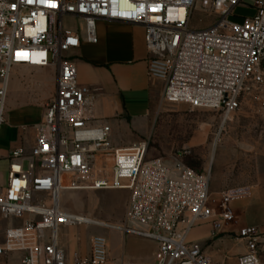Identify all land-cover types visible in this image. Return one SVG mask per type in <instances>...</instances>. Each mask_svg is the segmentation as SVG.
<instances>
[{
  "label": "built area",
  "instance_id": "obj_1",
  "mask_svg": "<svg viewBox=\"0 0 264 264\" xmlns=\"http://www.w3.org/2000/svg\"><path fill=\"white\" fill-rule=\"evenodd\" d=\"M246 4L255 14L231 20ZM196 6L217 21L187 29ZM98 22L143 27L147 76L163 84L165 103L216 111L223 125L250 99L264 117V0H0V126L12 68L51 69L55 87L29 151L18 147L5 158L0 216L21 222L4 230L0 264L12 252L23 253L20 264H68L58 228L83 225L159 244L152 263L126 264H213L198 245L185 242L186 231L207 222L219 233L234 218L231 204L248 198L251 188L226 189L214 200L209 173L147 159L148 141L111 146L110 127L92 117L95 90L78 84L69 56L82 42L97 43ZM83 190L127 191L123 225L61 210V192ZM179 223L185 225L180 234ZM231 234L244 249L236 264H260L257 228ZM108 263L106 240L93 236L88 253H74L69 264Z\"/></svg>",
  "mask_w": 264,
  "mask_h": 264
},
{
  "label": "rangeland",
  "instance_id": "obj_2",
  "mask_svg": "<svg viewBox=\"0 0 264 264\" xmlns=\"http://www.w3.org/2000/svg\"><path fill=\"white\" fill-rule=\"evenodd\" d=\"M254 14L250 4L241 5L235 8L230 19L240 22ZM217 19V16L196 6L187 29L201 30ZM64 23L68 26L69 22ZM161 88L163 86L158 84V88L154 89L160 91ZM53 90L51 69L12 68L4 123L0 126L1 138L7 134L8 139L13 141L14 133L9 126L33 122L39 109L43 112V100L50 98ZM143 108L134 110L136 116H132L127 126L114 125L109 137L111 146L127 147L140 140L148 141L147 159L157 157L173 164L178 161L198 173H209V193L214 200L219 192L226 189L250 187L248 198L231 204L233 220L219 233L213 230L218 233L216 238L222 239L210 250L213 252L212 261L220 264L223 260V264H229V255L223 250L233 251L235 248L237 240L231 233L244 226H254L259 234V262L264 264V117L258 113L255 102L247 99L231 121L223 125L216 111L168 104L158 94L151 101L143 102ZM7 164V161H0V186L6 183ZM23 168H27L26 162ZM127 198L128 192L124 190L63 191L59 204L65 212L120 226L123 225ZM20 222L16 219L4 220L0 216V243L3 242L4 230L19 226ZM127 227L135 228V225L128 223ZM93 236L106 240L108 264L152 263L159 245L151 239L91 225L58 228L59 241L65 243L66 252L75 245L79 253H87ZM22 257L23 253L12 252L2 257V262L20 264Z\"/></svg>",
  "mask_w": 264,
  "mask_h": 264
},
{
  "label": "crops",
  "instance_id": "obj_3",
  "mask_svg": "<svg viewBox=\"0 0 264 264\" xmlns=\"http://www.w3.org/2000/svg\"><path fill=\"white\" fill-rule=\"evenodd\" d=\"M97 43L92 45L82 42L79 49L72 51V58L77 73V82L95 90V102L92 117L96 122L106 123L110 130L116 127L127 126L136 116L134 110L143 108V102L151 101L154 95L162 96L163 88L158 91L160 82H154L147 76V60L150 55L144 45V29L138 24L98 22L96 25ZM55 88V87H54ZM54 93V90H53ZM53 96V94H52ZM51 96V97H52ZM50 97V98H51ZM44 99V106L50 100ZM147 109V108H146ZM41 110L33 122H19L9 126L14 133L13 141L6 134L1 138L0 133V161H6L10 150L21 147L26 152L33 145L36 137V126L41 121ZM1 131V127H0ZM3 134V133H2ZM111 135V134H110ZM134 144V143H132ZM157 158V157H154ZM168 167H173L172 161H166ZM184 223H179L178 230L183 231ZM210 223H195L185 234V242L196 244L210 257L212 249L222 238H216ZM67 263L74 253H79L77 246L66 252V245L61 242ZM229 255V264H236V258L243 253V245L237 241L234 250H223ZM213 264H219L212 261Z\"/></svg>",
  "mask_w": 264,
  "mask_h": 264
},
{
  "label": "bare ground",
  "instance_id": "obj_4",
  "mask_svg": "<svg viewBox=\"0 0 264 264\" xmlns=\"http://www.w3.org/2000/svg\"><path fill=\"white\" fill-rule=\"evenodd\" d=\"M69 179H70V176H69V175L64 176V181H65V182H67ZM59 200H60V198H59ZM140 229H142V228H140V227H138V226H135V228H134L133 231H135V232L142 231V230H140ZM181 232H182L181 230H178L177 233L180 234Z\"/></svg>",
  "mask_w": 264,
  "mask_h": 264
}]
</instances>
